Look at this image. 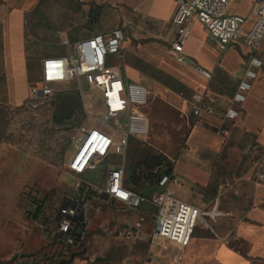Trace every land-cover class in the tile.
I'll list each match as a JSON object with an SVG mask.
<instances>
[{"label": "rangeland", "instance_id": "1", "mask_svg": "<svg viewBox=\"0 0 264 264\" xmlns=\"http://www.w3.org/2000/svg\"><path fill=\"white\" fill-rule=\"evenodd\" d=\"M25 1L29 2L23 24L25 84L14 87L9 49H5V38L0 36V264L9 263L18 253H33L41 248L31 219L34 204L71 188L74 177L67 163L75 149L72 136L82 128L97 125L101 115L98 91L82 80L54 86L49 98L29 95V89L40 83L41 60L70 52L60 43L62 38L72 43L95 33L108 35L116 28L124 32L122 57L112 62L127 82L135 83L133 72L136 81L150 92L144 107L149 119L146 143L132 139L126 151V179L130 181L134 176L136 184L130 182L136 190L142 189V183L134 169L143 166L150 170L163 157H178L185 143L186 130L181 125L188 114L185 103L199 79L176 64L169 54L174 37V0ZM249 1L235 0L229 13H248ZM215 48L211 41L209 49ZM227 49L245 47L235 44ZM75 94L79 99L77 107L72 104ZM109 126L119 128L113 121ZM235 161L221 153L211 178L210 188L218 186L221 219L246 209L249 203V186L240 179L246 171L242 161ZM94 176L98 178L99 173ZM137 211L119 203L104 206L93 219L77 258L85 264H130L141 258L151 222L147 220L145 231L138 236L127 238L122 234L125 226L137 219ZM230 227L231 221L226 219L218 234Z\"/></svg>", "mask_w": 264, "mask_h": 264}, {"label": "built area", "instance_id": "2", "mask_svg": "<svg viewBox=\"0 0 264 264\" xmlns=\"http://www.w3.org/2000/svg\"><path fill=\"white\" fill-rule=\"evenodd\" d=\"M232 0H174L175 11L171 20L174 37L169 43L173 61L206 81L211 74L202 70L184 54L189 37V25L200 23L216 41L222 55L230 45L241 44L247 50L246 65L241 78L229 98L213 95L208 86L194 93L189 102L190 117L195 124L203 115H217L219 124L214 128L217 136L229 135L228 125L238 119L240 107L245 102L264 61L258 56L264 43V0H253L246 16L229 13ZM124 32L114 29L108 35H95L69 43L63 56H49L41 61L40 83L29 89L32 98L45 99L54 93V86L82 80L99 93L101 115L97 125L80 129L72 140L75 149L67 169L73 175L71 188L48 200L35 202L31 219L42 242L33 253H18L9 264H63L84 247L93 219L103 207L114 202L128 209H138L144 204L152 207V239H161L184 249L195 229L206 231L214 238L237 240L233 229L219 235L214 225L223 217L216 197L209 206L197 207L176 199L171 187L179 184L173 161L163 157L146 170L134 169L146 192L136 191L125 181V157L129 140L146 143L149 122L139 111L147 104L149 91L141 84L126 82L112 60L122 57ZM118 123L119 128L109 126ZM181 147L178 157L185 156ZM254 184L264 185V145L246 150ZM104 164L98 178H91ZM144 218L139 217L127 225L122 234L127 238L142 231ZM181 254L178 256L180 259Z\"/></svg>", "mask_w": 264, "mask_h": 264}, {"label": "crops", "instance_id": "3", "mask_svg": "<svg viewBox=\"0 0 264 264\" xmlns=\"http://www.w3.org/2000/svg\"><path fill=\"white\" fill-rule=\"evenodd\" d=\"M234 1L232 0L231 4ZM252 1H249L248 11ZM27 4L29 2L25 0H0V36L3 35L5 38V49H9L10 69L15 77L14 87L16 84H25L23 24L27 13L25 9ZM246 13L242 12L235 15L246 16ZM188 28L189 37L184 45V54L195 61L202 70L210 73L211 79L208 82L194 73L199 79L195 80V91L190 93L185 103L188 108L187 119L181 121V125L186 130L183 146L186 155L183 157H177V155L166 157L173 161V169L180 181L178 185L171 187L172 194L179 201L197 207H207L216 197L220 199L217 191L218 186L210 188L211 178L220 154L226 153L228 157L236 160L235 162L242 161L243 163L246 173L240 179L243 184L249 186V203L246 209L229 213L227 214L228 218L220 219L214 225L218 233L219 226L226 222V219H229L231 227L227 230L233 229L238 235L237 240L224 241L220 238H214L206 231L197 228L187 246L181 250L170 242L151 238L153 209L148 204L140 206L135 210H138L137 219L139 217L144 218L141 233L146 229L147 220L151 222L150 232L142 257L130 264H264V185L253 183L252 171L246 156L247 149L264 145V67L259 71V77L253 82L245 102L241 105L238 119L228 125L229 135L226 138L215 135L213 129L219 124L217 115H203L197 123L192 122L189 109L191 96L194 93L203 92L208 86L210 92L216 97L229 98L243 74L247 50L226 49L222 55H219L216 48L209 49V43L213 41L216 44V41L208 35L200 23L193 22ZM193 30L194 34L192 35ZM95 35L98 34L95 33L90 36ZM217 56L218 59L215 58ZM258 56L264 61V43L259 49ZM131 73L132 80L140 84L135 79V73ZM122 77L127 82L123 75ZM144 107H141L139 111L147 117ZM132 139L135 138L130 140ZM126 165L125 157V170ZM100 166L105 165L101 164ZM97 173H100V171ZM94 174H92V179L95 177ZM125 181L126 184L133 186L126 179V171ZM136 191L146 192L143 187L141 190ZM241 194L246 198L247 195L245 196L244 192ZM221 206L222 204L219 202L218 208L220 209ZM221 220L223 221L221 222ZM180 254L181 257L178 260ZM63 264L85 263L75 256Z\"/></svg>", "mask_w": 264, "mask_h": 264}, {"label": "trees", "instance_id": "4", "mask_svg": "<svg viewBox=\"0 0 264 264\" xmlns=\"http://www.w3.org/2000/svg\"><path fill=\"white\" fill-rule=\"evenodd\" d=\"M73 106L74 107H77V106H79V99H78V96L75 94V96L73 97ZM69 120L67 119L66 120V122H68ZM133 184H136V179L134 178V176L132 175L131 176V180H130ZM7 264H9V263H7Z\"/></svg>", "mask_w": 264, "mask_h": 264}]
</instances>
